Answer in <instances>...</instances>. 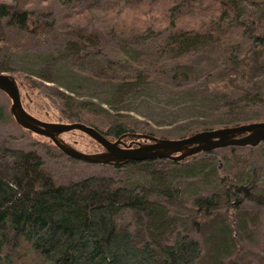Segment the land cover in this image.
I'll return each mask as SVG.
<instances>
[{"label": "trees", "instance_id": "1", "mask_svg": "<svg viewBox=\"0 0 264 264\" xmlns=\"http://www.w3.org/2000/svg\"><path fill=\"white\" fill-rule=\"evenodd\" d=\"M28 1H0V31L29 40L53 31V13L27 6ZM56 1L65 8L71 31L59 44L60 51L67 55L75 76L87 74L128 88L165 81L184 93L198 94L197 111L210 112V118L196 115L177 137L264 119V0ZM98 11L110 26H96L91 14ZM106 34L113 39L119 36L120 41L111 43L121 58L102 50ZM72 93L69 87L53 92L62 102L61 118L88 123L110 139L122 136L133 145L149 139L132 133L158 134L147 121L111 114ZM263 144L264 140L255 146L227 147L244 163L245 157L235 154L237 149L254 151ZM219 149L180 160L158 157L112 164L120 169L142 165L152 174L163 163L196 174L212 169L218 186L192 199L205 217L226 206L230 218L244 210L246 200L264 208V184L254 185L242 198L239 192L249 188L237 184L239 174L236 178L218 169ZM250 182L255 184L252 178ZM163 195L173 196L172 188L129 184L112 175L90 174L58 183L37 150L5 145L0 149V264H198L204 250L190 232L176 228L167 241H161L152 232L144 238L124 223L128 211H148L153 223L165 209ZM163 225V221L157 224ZM233 225L238 231L237 223ZM260 249V260L253 264H264V245ZM234 261L237 264L238 258Z\"/></svg>", "mask_w": 264, "mask_h": 264}, {"label": "rangeland", "instance_id": "2", "mask_svg": "<svg viewBox=\"0 0 264 264\" xmlns=\"http://www.w3.org/2000/svg\"><path fill=\"white\" fill-rule=\"evenodd\" d=\"M26 4L43 12H52V20L56 25L47 37L31 40L14 32L7 34L5 30L0 31V73H8L16 78L23 105L34 115L47 121H68L60 117L62 102L53 92L55 89L66 91V87H69L73 90L74 97L98 103L106 107L111 114L149 122L158 132V137L166 134V137L177 138L175 134L183 130L196 115L198 117V114H201L200 118H210V112H200L204 111L203 109L197 111V104L200 102L198 94L184 93L165 81L128 88L127 84L122 87L120 83L97 79L87 74L80 78L75 76L67 55L61 52L59 47L62 39L68 37L71 32L66 27L69 20L64 16L65 8L56 0H29ZM94 14H91V17L94 16L96 26L104 29L109 25L102 11ZM113 40L120 41L119 36L113 39L106 34L105 44H102L101 48L108 56L121 58V54L118 55L117 49H114L111 43ZM11 105L10 97L0 90V112L4 115L0 119V149L7 145L37 150L42 155L46 168L58 183L98 174L120 177L123 182L129 184L149 182L150 185L162 184L165 188H172L173 196H162L164 213L155 216L153 223L148 211L125 213L124 223L140 236L148 238L152 232L161 241H167L173 229L188 231L200 240L204 250L198 264H236L234 259L237 258V264H253L261 257L260 245H264V208L246 200L244 210H239L231 216L239 228L235 231V222L228 217L230 214L226 206L219 207L215 215L205 217L192 203L198 192L208 193L218 186L212 169L208 168L203 173L196 174L195 171L188 172L179 166L163 163L157 165V170L152 174L145 172L142 165L120 169L112 163L90 162L71 157L50 137L23 127L14 115L7 114L12 112ZM60 136L65 142L86 153L105 150L101 143L80 129L65 131ZM127 143H130V140H127ZM220 149L218 169L232 177L239 174L240 180L237 184H244L249 188L248 192H239L242 198L254 189V185L264 184V144L254 151L249 147L237 149L235 154L241 159L245 157L244 163L236 160V155L231 153L229 147ZM247 155L249 157L246 158ZM201 157L199 154L197 160ZM251 178L255 180V184L250 182ZM162 221L163 227L158 228L157 224L162 225ZM236 239L242 241L244 246L240 248ZM233 252L235 254L230 258L228 255Z\"/></svg>", "mask_w": 264, "mask_h": 264}, {"label": "water", "instance_id": "3", "mask_svg": "<svg viewBox=\"0 0 264 264\" xmlns=\"http://www.w3.org/2000/svg\"><path fill=\"white\" fill-rule=\"evenodd\" d=\"M0 90L12 100L11 111L20 125L50 137L69 156L90 162L119 164L131 160L142 161L158 157L180 160L205 150L227 146H255L264 140V120H256L204 129L177 138L132 133L149 139V141H138L136 145H133L132 142H125L122 136L115 140L110 139L95 126L82 121H47L39 118L23 105L16 78L11 74L0 73ZM72 129L86 132L101 143L105 150L86 153L65 142L60 134Z\"/></svg>", "mask_w": 264, "mask_h": 264}]
</instances>
